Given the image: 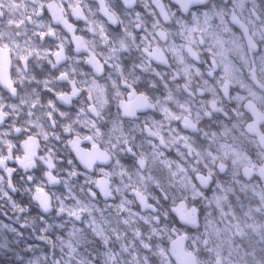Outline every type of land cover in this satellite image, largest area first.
I'll list each match as a JSON object with an SVG mask.
<instances>
[{"label":"clouds","instance_id":"9594fccd","mask_svg":"<svg viewBox=\"0 0 264 264\" xmlns=\"http://www.w3.org/2000/svg\"><path fill=\"white\" fill-rule=\"evenodd\" d=\"M0 12V264H264V0Z\"/></svg>","mask_w":264,"mask_h":264},{"label":"water","instance_id":"95a60500","mask_svg":"<svg viewBox=\"0 0 264 264\" xmlns=\"http://www.w3.org/2000/svg\"><path fill=\"white\" fill-rule=\"evenodd\" d=\"M2 12H0V17L2 16ZM3 64H4V57L0 56V75L3 74Z\"/></svg>","mask_w":264,"mask_h":264},{"label":"rangeland","instance_id":"374dc122","mask_svg":"<svg viewBox=\"0 0 264 264\" xmlns=\"http://www.w3.org/2000/svg\"><path fill=\"white\" fill-rule=\"evenodd\" d=\"M237 1H239V0H237ZM2 14H3V15L0 17V28H1V24L7 22V21H6L7 14H6V13H3V12H2Z\"/></svg>","mask_w":264,"mask_h":264},{"label":"bare ground","instance_id":"6f19581e","mask_svg":"<svg viewBox=\"0 0 264 264\" xmlns=\"http://www.w3.org/2000/svg\"><path fill=\"white\" fill-rule=\"evenodd\" d=\"M5 23L1 24V28L4 27Z\"/></svg>","mask_w":264,"mask_h":264},{"label":"flooded vegetation","instance_id":"af4514ba","mask_svg":"<svg viewBox=\"0 0 264 264\" xmlns=\"http://www.w3.org/2000/svg\"><path fill=\"white\" fill-rule=\"evenodd\" d=\"M237 2H239V1H237Z\"/></svg>","mask_w":264,"mask_h":264}]
</instances>
